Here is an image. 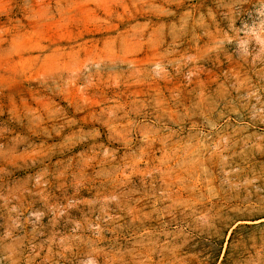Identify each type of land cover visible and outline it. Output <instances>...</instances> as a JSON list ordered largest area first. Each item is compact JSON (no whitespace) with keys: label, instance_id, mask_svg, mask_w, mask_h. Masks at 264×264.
<instances>
[{"label":"rangeland","instance_id":"obj_1","mask_svg":"<svg viewBox=\"0 0 264 264\" xmlns=\"http://www.w3.org/2000/svg\"><path fill=\"white\" fill-rule=\"evenodd\" d=\"M0 264H264V0H0Z\"/></svg>","mask_w":264,"mask_h":264}]
</instances>
